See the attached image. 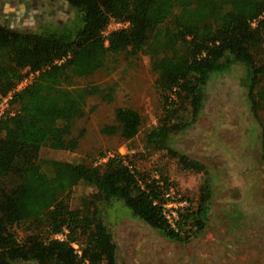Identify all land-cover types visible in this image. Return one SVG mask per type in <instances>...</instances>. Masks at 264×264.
I'll return each mask as SVG.
<instances>
[{
    "label": "trees",
    "instance_id": "trees-1",
    "mask_svg": "<svg viewBox=\"0 0 264 264\" xmlns=\"http://www.w3.org/2000/svg\"><path fill=\"white\" fill-rule=\"evenodd\" d=\"M66 1L77 21L27 31L0 23V100L13 92V112L0 119V264H125L107 220L108 207L118 200L171 240L201 233L213 196L210 170L173 141L197 120L214 74L236 63L247 66L248 102L262 125L264 64L257 56L264 51V0ZM112 19L129 25L112 31L106 43L103 31ZM125 51L148 53L158 75L164 118L147 133V145L205 175L198 204L185 207L175 227L164 213L167 182L147 177L132 160L116 155L91 166L40 156L45 146L76 150L83 133L74 135L72 124L85 116L87 99L114 98L112 87L65 84L105 68ZM31 71L39 74L15 91ZM115 119L104 132L126 140L140 132L137 109L118 107ZM80 182L96 191L73 208L68 194Z\"/></svg>",
    "mask_w": 264,
    "mask_h": 264
},
{
    "label": "rangeland",
    "instance_id": "rangeland-1",
    "mask_svg": "<svg viewBox=\"0 0 264 264\" xmlns=\"http://www.w3.org/2000/svg\"><path fill=\"white\" fill-rule=\"evenodd\" d=\"M70 14L69 22L77 21L78 12L73 10ZM58 21L59 12H56L52 17L45 16L39 27L43 29ZM122 28L125 25L112 19L106 31ZM257 61L264 64V51L257 56ZM152 67L148 53L132 56L125 51L110 58L105 68L66 83L70 88L92 83L112 87L114 98L109 101L94 95L87 99L85 116L72 124L74 135L83 133L76 150L45 146L40 156L91 166H101L116 155L132 160L147 177L156 178L165 186L166 181V192L174 190L170 196L165 193V202L186 201L183 205L178 203L180 215L185 207L198 204L205 175L183 169L168 151H155L146 143L149 130L164 118V106L156 88L158 75ZM247 75L248 69L243 63L214 74L207 84L206 99L197 120L174 136L173 145L177 150L201 160L210 170L213 196L205 229L189 240H171L134 217L123 201H115L107 209V220L118 245L119 261L125 264H264V111L260 125L248 102ZM123 106L137 109L143 117L140 132L131 140L124 139L119 132L103 131L106 126L116 124V109ZM6 110V113L13 112L11 102ZM183 117L191 119L188 111ZM95 191L92 185L80 182L68 194L71 206L79 207L82 197ZM75 247L80 248L77 244Z\"/></svg>",
    "mask_w": 264,
    "mask_h": 264
},
{
    "label": "flooded vegetation",
    "instance_id": "flooded-vegetation-1",
    "mask_svg": "<svg viewBox=\"0 0 264 264\" xmlns=\"http://www.w3.org/2000/svg\"><path fill=\"white\" fill-rule=\"evenodd\" d=\"M56 12L57 24H64L73 8L66 0H0V23L25 31L38 28L45 16L52 17Z\"/></svg>",
    "mask_w": 264,
    "mask_h": 264
},
{
    "label": "built area",
    "instance_id": "built-area-1",
    "mask_svg": "<svg viewBox=\"0 0 264 264\" xmlns=\"http://www.w3.org/2000/svg\"><path fill=\"white\" fill-rule=\"evenodd\" d=\"M116 20V19H115ZM111 22V21H110ZM119 24L125 25L127 27L129 25L128 22H122L118 21ZM255 24V23H254ZM109 26V24H108ZM107 26V27H108ZM106 27V28H107ZM111 32H107L106 29L103 31V35L106 38V43H108V36ZM39 74V71H31L29 75L25 76V78L18 84L17 88L15 91H18L20 89H23L24 87L28 86L29 84L32 83V81L36 78V76ZM13 92H11L9 95L4 96L0 100V119L4 117L6 113V108L10 104V100L12 98ZM9 102V104H8ZM171 192H166V195L170 196L174 192V190L171 188ZM186 201L183 202H176V201H169L164 204V213L169 219L170 223L175 227L176 226V221L179 219V214H178V203L179 205H183Z\"/></svg>",
    "mask_w": 264,
    "mask_h": 264
}]
</instances>
